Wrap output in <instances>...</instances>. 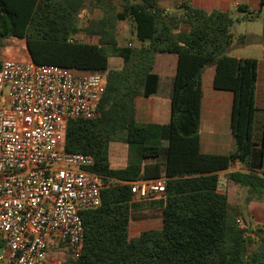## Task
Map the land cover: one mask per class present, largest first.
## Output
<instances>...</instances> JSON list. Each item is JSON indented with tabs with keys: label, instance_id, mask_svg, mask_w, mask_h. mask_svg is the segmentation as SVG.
I'll return each mask as SVG.
<instances>
[{
	"label": "trees",
	"instance_id": "16d2710c",
	"mask_svg": "<svg viewBox=\"0 0 264 264\" xmlns=\"http://www.w3.org/2000/svg\"><path fill=\"white\" fill-rule=\"evenodd\" d=\"M86 2L0 0V38L24 43V54L18 51L13 58L99 73L105 81L99 116L70 120L66 126L65 150L94 156L90 171L102 186L100 206L81 214L82 253L69 257L66 264H264L263 230L239 228L226 195L217 192L218 173L248 162L254 146L258 60L227 55L234 39L232 27L239 20L228 12L208 13L188 4L168 13L158 0H122L120 11L109 4L98 25L84 29L98 37L91 44L76 38L82 32L78 17ZM127 20L137 41L121 45L117 24ZM160 52L177 56L171 120L164 126L141 124L136 121L135 100L158 92L160 76L154 65ZM110 57L121 58V68L111 69ZM208 67H215V89L234 93V146L225 155L205 154L200 148L202 75ZM112 140L128 145L129 162L123 168L110 166ZM145 160L153 162L144 164ZM162 177V227L129 238L134 200L130 183ZM230 177L264 197L263 177Z\"/></svg>",
	"mask_w": 264,
	"mask_h": 264
},
{
	"label": "built area",
	"instance_id": "2783aa9c",
	"mask_svg": "<svg viewBox=\"0 0 264 264\" xmlns=\"http://www.w3.org/2000/svg\"><path fill=\"white\" fill-rule=\"evenodd\" d=\"M72 41V40H71ZM105 81L32 60L0 68V264H44L50 247L82 253V213L101 204L94 156L65 150L70 120L99 116ZM264 177V171L259 173ZM133 199L163 196V178L130 183ZM217 191L222 192L218 177ZM239 228L248 227L236 219Z\"/></svg>",
	"mask_w": 264,
	"mask_h": 264
},
{
	"label": "crops",
	"instance_id": "0c3cea01",
	"mask_svg": "<svg viewBox=\"0 0 264 264\" xmlns=\"http://www.w3.org/2000/svg\"><path fill=\"white\" fill-rule=\"evenodd\" d=\"M130 1L139 2L141 0ZM183 4L191 5L208 13L214 11L228 12L237 17L238 23L263 21L264 17V0H158V5L168 13L176 12ZM240 6H245L247 11H239ZM94 37L97 40L86 43L96 44L98 37ZM250 37L258 39L256 48L260 56H253L248 53L247 44ZM262 39L261 35L249 33L248 28L246 34H244V41L236 44L233 43L227 52V55L232 57L255 58L258 60L255 88L254 146L248 162H238L235 166L218 173V177L222 179L223 191L217 192L226 195L229 207L236 215V219H243L248 225L247 228H260L264 232V197L252 193L248 186L238 184L230 177L232 173L261 176L259 173L264 171V40ZM14 56L15 54L5 56L4 59L13 58ZM117 60L120 63L122 62L121 58H117ZM158 61L163 65V73L167 70L166 64L173 63L167 75L171 84L165 90L159 86L158 92L150 97H137L135 100V117L136 121L141 124L164 126L168 125L171 120L170 93L172 79L176 71L177 56L174 57L169 53L163 52L158 53L155 58L154 70ZM158 75L161 78V75ZM214 76L215 67L206 68L202 75L199 124L200 148L205 154L225 155L229 154L234 146L231 127L234 93L232 91L215 89L213 85ZM150 162H153V160H145L144 164ZM110 166L112 167L111 163ZM162 178L166 180L165 177ZM148 199H151V203L147 201ZM148 199H135L131 204L128 229L129 238H137L145 230L162 227L163 196H154ZM155 224L156 226H153ZM48 258L49 252L44 264H50L47 263Z\"/></svg>",
	"mask_w": 264,
	"mask_h": 264
},
{
	"label": "rangeland",
	"instance_id": "374dc122",
	"mask_svg": "<svg viewBox=\"0 0 264 264\" xmlns=\"http://www.w3.org/2000/svg\"><path fill=\"white\" fill-rule=\"evenodd\" d=\"M105 6H104V5ZM103 4L98 3L96 0H87L85 3L84 8L82 9L78 20H79V26L82 29V32L76 36V38L83 42H93L94 40H97L96 37L89 35L84 32V29L87 28H94L98 25L99 21L106 16V11L108 8V5L114 7V11H120L121 10V4L122 0H104ZM234 19H236V16H233ZM249 28V33H253L256 35H261L263 32V21H256L252 23H234L232 27V33L234 34L233 43H240L241 37L244 39V34H246L247 30ZM117 32H118V41L121 45H127L130 42L136 44V39L133 36L132 32V23L127 21H120L117 24ZM263 40V39H262ZM244 41V40H243ZM258 39L255 37L249 38V43L247 51L249 54H252L253 56H260L258 49L256 48ZM264 42V41H263ZM22 43V42H21ZM20 41L13 40V38H0V61L5 58V56H11L14 54H17L19 51L20 56L24 54L23 50H21L24 46V43L21 44ZM170 54V53H169ZM174 57L175 54H170ZM20 56L17 58L19 59ZM117 58L110 57L109 66L111 69H118L121 68L123 65V62H118ZM171 65L173 66V63L166 64L167 70L165 73H163V65L159 63H156V67L154 72L161 75L160 80V88L166 89L168 85H170V79L167 78V75L169 74V71L171 69ZM108 155H109V161L114 169L122 168L128 163L129 159V148L128 145L122 141L112 140L109 142V148H108ZM149 203H151V199H148ZM140 202V201H139ZM231 215L234 214L233 210L230 209ZM153 226H156L153 225ZM264 235V232H263ZM252 248L254 247L251 246ZM4 249H0V252H2ZM49 258L48 262L50 264H66L69 257H71V254L66 249L65 244H60V247H50L49 248Z\"/></svg>",
	"mask_w": 264,
	"mask_h": 264
}]
</instances>
